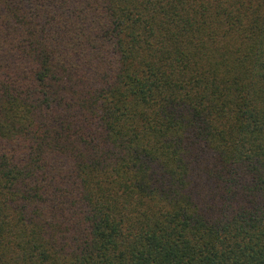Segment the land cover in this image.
<instances>
[{
  "label": "trees",
  "instance_id": "obj_1",
  "mask_svg": "<svg viewBox=\"0 0 264 264\" xmlns=\"http://www.w3.org/2000/svg\"><path fill=\"white\" fill-rule=\"evenodd\" d=\"M0 264H264V0H0Z\"/></svg>",
  "mask_w": 264,
  "mask_h": 264
}]
</instances>
